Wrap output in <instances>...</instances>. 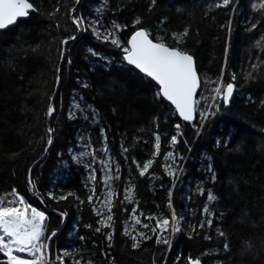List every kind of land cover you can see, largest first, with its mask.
<instances>
[{"label": "trees", "instance_id": "1", "mask_svg": "<svg viewBox=\"0 0 264 264\" xmlns=\"http://www.w3.org/2000/svg\"><path fill=\"white\" fill-rule=\"evenodd\" d=\"M29 2L37 9L29 19L0 33V198H13L11 192L15 189L45 212L49 220L48 234L61 229L49 244L53 264H58L55 256L66 247L71 255L63 257L65 264H72L74 259H79L81 264H186L188 255L200 257L202 264H264V131H261L264 129V103H261L264 101V52L255 47L264 36V12L256 10L261 0H234L230 35L223 27L229 19L228 10L208 9L215 0H157L151 13L146 10L149 0H108L109 10L102 9L105 22L115 19L117 23L129 25L120 33L122 43L134 30L132 22L140 17L143 26L153 35L167 34L166 43L193 56L202 85L197 97L201 110L211 103L201 99V94L208 97L210 89L215 87L204 81L216 80L225 64L224 81L228 82L231 74L236 75L233 101L227 108L221 105L220 111L200 129L199 137L195 136L196 128L180 121L174 108L156 95L158 86L138 70L115 56L106 69L95 59H89L90 44L83 39L85 34L80 33L63 54L61 41L78 34L74 33L75 26L71 23V9L77 6L75 0ZM96 7L91 0H82L73 16L94 12ZM178 8L183 12H177ZM54 12L55 15H50ZM160 20L165 23L161 24ZM252 23L257 27L249 31ZM186 28L187 37L176 44L170 38L171 33ZM91 45H97L104 55L118 51L94 39ZM250 63L259 67L253 73L255 79L249 81L244 77L251 70ZM83 82L89 84L87 89L80 87ZM73 96H82L80 103L88 106L89 112L92 108L97 110L99 124L85 122L82 115L75 120L67 118ZM50 104L56 111L49 119ZM198 120L199 112L193 122L197 127ZM176 123L181 124L183 136L178 137L175 153L189 157L172 194L177 215L183 214L181 231L170 237V250L166 245H157L155 236L133 249L131 239L122 234L125 224L129 229L152 235L129 219L133 207L141 222L150 226L155 221L145 220L140 212L157 218L170 217L167 189L171 178L165 175L161 165L170 162L164 160V154L172 150L168 141L176 133ZM101 125L106 128L112 167L116 163L121 166L120 179L109 182L118 193L113 199L112 247L107 246L103 236L108 229H102L101 233L94 231L100 217L93 213V205L87 203L89 188L94 186L93 204L101 209L108 190L101 183L99 161L105 159L104 154L99 151L95 154L94 183L88 180L84 167L91 163L92 157H80L79 165L68 159L69 150L78 156L81 151H88L83 146L88 136L93 147L100 148L98 128ZM49 128L53 130L51 134ZM154 132L161 136L160 155L155 157L149 173L139 177L131 159L135 156L142 164L150 158ZM226 133L227 147H217L215 142L221 141ZM51 136L52 144L48 145ZM184 140L188 141L191 152L186 151ZM121 144L129 148L128 162L120 154ZM206 162H211L216 172L215 182L207 179ZM29 169L34 186L28 185ZM153 173L155 178L150 179ZM129 179L135 186L131 195L138 204L127 201L120 204ZM201 183L206 191L210 189L218 197L209 205L215 209L216 218L211 229L199 230V235L188 239L185 225L202 218L198 210L206 201V196L196 193V185ZM49 191L56 196L74 192L85 203L80 205L74 197L57 202L48 198ZM122 208L129 211H121ZM192 210H196V215ZM60 212L67 213L63 227ZM86 224H92L93 228L85 227ZM217 230L226 233L229 251H223L224 238L218 236ZM205 234L212 240H205ZM80 236L85 239L80 240ZM205 252L209 254L201 255ZM2 260L0 254V264Z\"/></svg>", "mask_w": 264, "mask_h": 264}, {"label": "snow or ice", "instance_id": "2", "mask_svg": "<svg viewBox=\"0 0 264 264\" xmlns=\"http://www.w3.org/2000/svg\"><path fill=\"white\" fill-rule=\"evenodd\" d=\"M92 3L96 4L95 11H89L86 15L77 14L71 17V23L74 25V33L85 34L83 39L89 42L90 46L87 48L89 59H95V62L99 63L101 68L106 69L112 63V57L115 56L117 60L122 63H126L128 66L138 70L144 77L150 78L158 85L156 95L161 98L162 101H167L168 106H174L175 112L178 114L180 120L185 122L186 125H191L196 128L195 136L201 135L200 129L205 125V122L213 118L216 113L220 111L221 105L227 108L233 101L234 93L236 90V75L233 73L230 76L228 82L224 81V73L226 70V64L221 67L219 76L216 80H205L204 83L214 84L215 87L210 89V95L208 97L201 94V99L206 102L211 100V103L204 110H201L199 106V100L197 99V90L201 87V80L197 74V70L194 64L193 56L187 51L180 47L172 46L166 43V35L161 32L159 35H153L152 32L143 26L140 17H137L132 22L133 31L130 33L128 39L121 42L120 33L125 31L129 25L117 23L115 19L105 22L103 10L108 9V0H91ZM76 4H80L81 0H75ZM234 0H215L214 3L208 5L209 11L217 9H226L229 13V19L223 27H226L228 33H231V13L235 12V8L232 7ZM157 0H149L146 5L147 12L151 13L156 7ZM34 5L29 0H0V30L9 28V26L17 23L19 18H25L29 16L30 11H36ZM76 12V8L71 9ZM258 12H264V0L256 6ZM59 11V8L56 9ZM177 12H183L182 8H178ZM50 15H55L50 13ZM161 24H164V20H160ZM139 25V27H137ZM59 25H57L58 27ZM257 25L252 23L249 27V31L255 29ZM188 29H184L182 32H172L170 38L180 44L184 37H187ZM95 40L98 44L107 45L115 51L109 55H104L97 45H91V40ZM77 35L72 34L61 41L62 44L67 45L69 41H76ZM255 47L260 51L264 52V36L256 42ZM71 63V60L68 61ZM259 67V64L250 63L251 70L245 74V80L255 79L254 72ZM131 70V69H130ZM59 81V77L57 78ZM81 88L87 89L89 84L83 82L80 84ZM83 97L73 96V103L68 109L67 118L69 120L79 119L82 115L85 122H91L96 125L100 123L99 113L96 109L92 108L89 112L88 106H84L80 103ZM261 103H264L262 101ZM56 111L55 107L51 104L48 107L47 115L51 117ZM199 112V120L197 125L193 124V121L197 119V113ZM84 113H89L84 115ZM155 123V121H153ZM157 128L159 125H156ZM176 133L170 137L168 141L169 146L172 150L167 151L164 154V160L170 161L161 165L164 169L165 175L170 179V187L167 189V207L170 210V217H159L154 215H145L140 212V216H143L145 220L155 221V224L150 226L148 223H142L141 219L137 216V209L133 207L130 211L129 219L134 222L135 225H140L144 229H148L152 235H148L144 231H138L135 228L129 229L127 224L123 227L122 234L131 239V247L136 249L140 247L141 241L152 239L156 237L155 243L157 245L163 244L171 249V239L176 233L181 231V221L183 220V214L177 215L175 208L172 204V194L176 187V181L179 180L181 174L184 173V162L189 158L187 155H177L175 153V146L179 143L178 137L183 136L181 131V124L176 123L174 125ZM53 130L48 129L49 134ZM264 131V129H261ZM99 132V143L100 148L93 147L91 143V136L87 137L84 143V148L88 151H81L79 156L74 154V150H69L68 156L69 162H74L77 165L81 163L80 157L89 156L92 157V161L89 164H85L84 167L88 172V180L91 182L96 181V152H102L105 159L99 161L101 165V183L107 187V192L101 203V209H97L93 204L94 197H96L95 187L89 188V194L87 195V203L93 205V213L100 217L97 220V227L94 231L101 233L102 229H108L103 233L104 239L107 241V246L112 247L114 228V213L113 199L118 196V193L111 187L110 181L119 180L121 173V166L119 163L115 164V168L112 167V158L107 147L108 136L106 133L105 126L98 128ZM154 143L152 145L153 151L151 152L150 158H148L142 164L137 161L135 156H132L131 163L135 165V169L138 172L139 177H145L149 173V169L155 162V157L160 155L161 148V136L159 132H154ZM228 134L226 133L221 141H217L216 146L227 147ZM84 140V137H81ZM48 145L52 144V139L49 138L47 141ZM148 143V141H144ZM186 145V151L191 152V147H188V141L184 140ZM121 155L124 158V162L129 160V148L124 144H121ZM135 147V145H133ZM238 150V149H237ZM47 151V149H45ZM177 159L179 163H177ZM132 169H129L131 173ZM205 173L207 179L211 182L216 181V172L211 162L205 163ZM155 178V174H151L150 179ZM28 185L34 186V182L31 178V169H29ZM87 188L88 185L86 184ZM134 185L131 184V179L128 180L124 188L123 199L120 200V204H124L125 201L129 204H138L139 201L135 200L131 195ZM163 188V184L161 185ZM196 193L200 196H206V201L203 206L198 210L202 217L196 223H188L185 225L187 229L188 239H192L194 235H199V230L205 228L211 229L213 226V219L216 218L215 209L209 205L211 202L218 200V197L209 189L205 188L201 184L196 185ZM49 199L59 201H66L69 197H74L80 205L85 203V200L80 199L74 192H68L65 195L56 196L53 192L47 193ZM11 196L13 198L5 200L0 198V254H2V264H53V259L48 252V241L52 237L56 236V231H51L50 234L47 232L46 221L48 217L44 211L39 210L29 203L23 195L12 189ZM191 200V195L188 196ZM43 203V199L40 201ZM121 211H129L127 208L120 209ZM192 214L196 215V210H192ZM61 217V223L64 222V218L67 216L66 212L59 213ZM223 213H219V217H223ZM85 227L92 229V224H86ZM135 233V234H133ZM167 233L168 235H165ZM219 237L224 238L222 244L223 251H229V243L227 242L226 233L217 230ZM205 240L211 241L212 237L205 234L203 237ZM80 240H84L83 236L79 237ZM20 254H24L21 256ZM208 252L202 253L201 255H208ZM71 255V252L66 247L61 254L55 256V261L58 264H65L63 257ZM179 259V256L177 257ZM72 264H81L79 259H74ZM91 264V262H89ZM186 264H202L200 257L193 258L191 255L186 257Z\"/></svg>", "mask_w": 264, "mask_h": 264}, {"label": "water", "instance_id": "3", "mask_svg": "<svg viewBox=\"0 0 264 264\" xmlns=\"http://www.w3.org/2000/svg\"><path fill=\"white\" fill-rule=\"evenodd\" d=\"M82 1V0H81ZM79 5L80 4H77V6L75 7L76 9H78L79 8ZM35 8V7H34ZM35 11H30V13H29V16L28 17H25V18H19L18 20H17V23L16 24H14V25H11V26H9V28H7V29H4V30H0V33H2V32H6L7 30H9V29H11V28H13V27H15L20 21H24V20H27V19H29V17H30V14L31 13H34ZM75 12H72V16H73V14H74ZM79 35H80V33H78L77 34V37H79ZM74 41H69V43L68 44H70V43H73ZM67 44V45H68ZM67 45H65V44H63V47H64V55H65V53H66V47H67ZM194 59V58H193ZM194 64H195V60H194ZM132 67V66H131ZM195 67H196V64H195ZM197 70V69H196ZM142 74V73H141ZM197 74H198V76H199V73H198V71H197ZM143 75V74H142ZM199 78H200V76H199ZM150 79V78H149ZM201 80V79H200ZM154 82V81H153ZM155 83V82H154ZM58 85H59V81H58ZM158 86V85H157ZM202 86V85H201ZM159 87V86H158ZM200 90H201V87H200V89H198L197 90V97H198V95H199V93H200ZM167 102V101H166ZM168 103V102H167ZM173 108H174V106H172ZM178 115V114H177ZM49 119H50V117H49ZM180 121H182V120H180ZM195 121V120H194ZM193 121V122H194ZM183 122V121H182ZM183 123H185V122H183ZM51 139H52V136H51ZM65 219L66 218H64V222L62 223V225H61V227H63V225H64V223H65ZM60 230L61 229H59V230H57L56 231V236L59 234V232H60ZM56 236H54V237H56ZM54 237H52V239L54 238ZM51 239V240H52ZM50 240V241H51ZM50 241H48V245L50 244ZM48 252H49V247H48Z\"/></svg>", "mask_w": 264, "mask_h": 264}, {"label": "rangeland", "instance_id": "4", "mask_svg": "<svg viewBox=\"0 0 264 264\" xmlns=\"http://www.w3.org/2000/svg\"><path fill=\"white\" fill-rule=\"evenodd\" d=\"M73 12V11H72ZM47 216V215H46ZM46 223V225H47V223H48V219H47V221L45 222Z\"/></svg>", "mask_w": 264, "mask_h": 264}, {"label": "built area", "instance_id": "5", "mask_svg": "<svg viewBox=\"0 0 264 264\" xmlns=\"http://www.w3.org/2000/svg\"><path fill=\"white\" fill-rule=\"evenodd\" d=\"M21 256H24V254H20Z\"/></svg>", "mask_w": 264, "mask_h": 264}, {"label": "flooded vegetation", "instance_id": "6", "mask_svg": "<svg viewBox=\"0 0 264 264\" xmlns=\"http://www.w3.org/2000/svg\"><path fill=\"white\" fill-rule=\"evenodd\" d=\"M49 221V220H48ZM50 229V228H49ZM55 238V237H54Z\"/></svg>", "mask_w": 264, "mask_h": 264}]
</instances>
